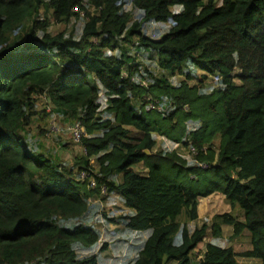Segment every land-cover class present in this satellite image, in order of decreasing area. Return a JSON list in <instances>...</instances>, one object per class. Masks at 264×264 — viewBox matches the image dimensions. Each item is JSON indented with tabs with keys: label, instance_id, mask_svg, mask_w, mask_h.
<instances>
[{
	"label": "trees",
	"instance_id": "16d2710c",
	"mask_svg": "<svg viewBox=\"0 0 264 264\" xmlns=\"http://www.w3.org/2000/svg\"><path fill=\"white\" fill-rule=\"evenodd\" d=\"M132 4L142 12L137 22L124 12V0H0V264H99L96 255L80 258L78 251L99 245L84 221L89 198L104 187L134 211L121 219L126 227L149 233L133 264H194L209 229L220 238L223 226L232 227V240L248 232L251 249L241 256L264 264V0ZM74 19H84L79 37L68 32ZM154 22L172 27L152 40L142 27ZM54 25L63 31L52 34ZM135 36L138 52L186 79L173 87L150 75L151 88L141 90L140 64L126 61L121 46ZM195 69L204 74L191 87ZM216 74L219 87L204 93L202 82ZM101 92L112 121L98 118ZM147 94L169 105L170 115L137 111L132 101L145 106ZM51 117L87 135L79 140L86 152L70 171L29 131ZM135 132L141 138L134 140ZM157 136L197 155L189 162L158 150ZM141 164L147 175L137 172ZM83 171L95 177L90 192ZM215 194L231 212L191 231L200 199ZM237 258L231 247L208 244L199 264H239Z\"/></svg>",
	"mask_w": 264,
	"mask_h": 264
},
{
	"label": "rangeland",
	"instance_id": "374dc122",
	"mask_svg": "<svg viewBox=\"0 0 264 264\" xmlns=\"http://www.w3.org/2000/svg\"><path fill=\"white\" fill-rule=\"evenodd\" d=\"M124 12L131 13V22H137L142 17V12L135 9L132 2L133 0H124ZM180 7L174 9V12L178 13ZM42 19V16H41ZM84 24V19L77 20L75 19L68 25V32L73 30L76 31L77 37L81 33V29ZM172 27V22L163 24V23H147L142 27V33L152 39L159 40L163 35L167 34ZM63 26L54 25L50 28L52 34H57L63 31ZM139 43L137 37H132L130 40H125L121 43V46L124 48V59L127 61V57H132L140 64V71L143 76L141 90H149L151 84L149 82L150 75L157 78H165L169 84L173 87H178L185 76L176 73L171 75L168 72H164L158 65V59H152L148 54L144 52H138L137 47ZM122 51L117 50L110 52L112 55H118ZM129 66V63H128ZM127 69V67H126ZM126 73V72H125ZM193 74V72H192ZM204 74V73H203ZM200 70L194 71V75L191 76L192 79L188 81V84L192 87L194 85L200 86V78L203 75ZM240 72L237 70L234 72L235 77H237ZM220 76L218 74L214 76L207 77L202 82L203 92L209 94L211 91L219 87ZM235 83L240 84V81L236 78ZM151 85V86H150ZM146 101L156 102L158 99H155L150 94H147L144 98ZM99 114L98 118L103 120L110 119L112 121L113 117L108 118L106 114V109L109 107V102L107 98L100 93L99 97ZM133 107L138 111H146V106H143V103L140 100H133ZM39 110H44L46 108L45 101L38 102ZM142 107V108H141ZM48 111V108H47ZM74 127L73 125L64 124L57 122L54 118L45 119V122H40L39 120L29 129L32 137L35 140H38L46 149L51 151V154H56L58 158L61 159V164L63 167L69 171L76 163V159L82 157L85 154V150L81 146V141H75L73 134L70 132V128ZM192 127V124H191ZM40 129V130H39ZM44 131V135L37 136V131ZM96 135H100V132H97ZM133 139L137 140L141 138L140 133H134ZM87 137L83 129L82 138ZM216 144V143H215ZM182 145V144H180ZM158 150L163 151H176L181 154L182 146L178 147V144L168 139L166 136H157V147ZM183 159L190 162L191 157H183ZM91 165L95 170L96 174V158L91 159ZM137 172L146 175L147 172L144 166L141 164L136 168ZM145 170V171H144ZM94 178V175H92ZM118 176V175H117ZM116 176V182L121 183V177ZM88 192L92 191V188L89 187L88 181H83ZM111 194V193H110ZM109 192L103 193V188L96 193V195L91 196L89 199L91 211L89 215L86 216L84 225L87 228L94 229L100 236L99 245L96 250L92 253L78 251L80 258H86L91 255H96L99 260V264H133L136 261L140 250L143 247L144 242L146 241L149 233L143 232L138 233L129 230L126 227V224L121 219L125 216L131 215L129 209H127L123 203L120 195L112 193L110 196ZM209 198V197H208ZM231 212L230 206L226 202L225 198L220 194H215L210 196L209 199H200L198 205V219L190 223L191 231L201 228L203 225L211 227L213 218L217 215H222L225 213ZM234 214L241 218V212L236 210ZM224 232L220 238H215L211 234L209 229L207 236L204 238L203 243L198 246L195 250L196 260L194 264H199L200 259H202L203 254L205 253L206 246L208 244H214L222 248H233L238 255V259L241 258L242 254L247 248H249V238L244 236L238 240H232L231 236L233 230L230 226H223ZM247 233V232H246ZM107 247L105 250L101 251L103 247ZM244 258V257H242Z\"/></svg>",
	"mask_w": 264,
	"mask_h": 264
},
{
	"label": "built area",
	"instance_id": "2783aa9c",
	"mask_svg": "<svg viewBox=\"0 0 264 264\" xmlns=\"http://www.w3.org/2000/svg\"><path fill=\"white\" fill-rule=\"evenodd\" d=\"M123 77L126 78L127 77V73L124 72L123 73ZM146 103H147V105H145L146 106V111L145 112H147V113L159 112V113H161V114H163L165 116L170 115V112H171L170 110L171 109H170L169 105L161 104L159 101L153 102L151 100L149 102L146 101ZM70 131L73 134V137H74L75 141H79L82 138V136H83V128L81 126H79V125H75L74 127H71ZM179 146H182L181 154L178 153L181 157L190 156L192 158L193 156L197 155V151L194 148L189 147L188 149H185L183 147V145L178 144V147ZM205 150L206 149H204V151ZM200 167L202 169H204V170H207L209 168L207 164H201ZM92 175L93 174H91L89 172H84L83 171L81 173V179L83 181H88L89 187L92 188V190H94L95 187H96V182H95V177L93 178ZM103 193H107V189L105 187L103 188Z\"/></svg>",
	"mask_w": 264,
	"mask_h": 264
},
{
	"label": "crops",
	"instance_id": "0c3cea01",
	"mask_svg": "<svg viewBox=\"0 0 264 264\" xmlns=\"http://www.w3.org/2000/svg\"><path fill=\"white\" fill-rule=\"evenodd\" d=\"M156 140H157V137H156ZM146 170V169H145ZM144 170V171H145ZM147 171V170H146ZM146 175H147V172L145 173ZM118 176H120L121 177V182H122V174H120V175H118ZM117 176V177H118ZM118 183H120V182H118ZM112 193H116V192H112ZM112 193L110 194V196L112 195ZM210 198V197H209ZM209 198H207V199H209ZM205 199V198H204ZM130 211V213H131V215H128V216H132L133 214H134V211H131V210H129ZM241 218H239V220H240ZM240 221H243V218H242V220H240ZM232 228V227H231ZM223 232H224V229L222 228V234H223ZM244 236L246 237H248L249 238V248H247L246 250H245V252H247V251H250V249H251V245H250V234L247 232H244L243 233V235H242V237L241 238H244ZM238 240V239H237ZM211 244V243H210ZM220 247V246H219ZM244 252V253H245ZM237 261H238V263L239 264H260V261H258V260H256V259H246V258H237Z\"/></svg>",
	"mask_w": 264,
	"mask_h": 264
},
{
	"label": "water",
	"instance_id": "95a60500",
	"mask_svg": "<svg viewBox=\"0 0 264 264\" xmlns=\"http://www.w3.org/2000/svg\"><path fill=\"white\" fill-rule=\"evenodd\" d=\"M144 154H145L146 156H148V157H149V156H152V154H151L149 151H147V150L144 151Z\"/></svg>",
	"mask_w": 264,
	"mask_h": 264
}]
</instances>
